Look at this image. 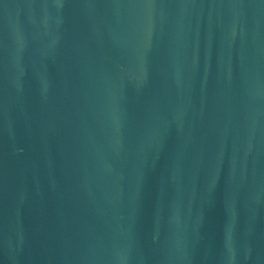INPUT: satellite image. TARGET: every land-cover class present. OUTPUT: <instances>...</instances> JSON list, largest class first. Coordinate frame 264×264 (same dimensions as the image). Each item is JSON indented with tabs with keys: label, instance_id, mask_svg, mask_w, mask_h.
<instances>
[{
	"label": "water",
	"instance_id": "95a60500",
	"mask_svg": "<svg viewBox=\"0 0 264 264\" xmlns=\"http://www.w3.org/2000/svg\"><path fill=\"white\" fill-rule=\"evenodd\" d=\"M0 264H264V0H0Z\"/></svg>",
	"mask_w": 264,
	"mask_h": 264
}]
</instances>
